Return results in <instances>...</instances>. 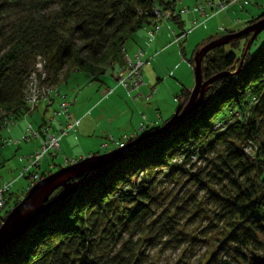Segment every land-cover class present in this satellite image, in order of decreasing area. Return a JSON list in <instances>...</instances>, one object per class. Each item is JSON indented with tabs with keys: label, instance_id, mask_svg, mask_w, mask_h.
Returning a JSON list of instances; mask_svg holds the SVG:
<instances>
[{
	"label": "trees",
	"instance_id": "obj_1",
	"mask_svg": "<svg viewBox=\"0 0 264 264\" xmlns=\"http://www.w3.org/2000/svg\"><path fill=\"white\" fill-rule=\"evenodd\" d=\"M177 1L0 0V130L34 111L23 118L27 110L23 83L36 56L42 60L44 78L46 72L52 73L45 83L55 86L57 93V74L63 69L61 82L72 73L99 82L106 68L123 65L124 44L137 31L144 30L149 43L160 22H166L176 28V40L185 37L179 17L186 11L175 12ZM236 4L244 2L236 0L223 12ZM205 13L199 15L204 20L217 14L208 9ZM263 17L264 12L242 28ZM9 19L12 23L4 32L1 26ZM225 34L208 37L193 54ZM260 34L246 50L250 35L207 52L201 61L202 80L226 75L206 88L201 110L159 144L77 190L67 205L0 257V264H143V249L155 247L161 239H166L164 249L182 242L200 243L178 231L176 215L186 211L184 205L175 207L170 216L166 210L158 215L152 210L158 204V188L182 179L204 193L202 205L210 208V217H203L208 219L203 232L218 236L206 264H235L245 260L246 250H259V238L264 236V36L259 41ZM187 63L192 68V57ZM188 96L181 89L177 104L182 106ZM223 113L224 119L218 120ZM196 161L202 167L192 172ZM135 227L143 239H132Z\"/></svg>",
	"mask_w": 264,
	"mask_h": 264
},
{
	"label": "rangeland",
	"instance_id": "obj_2",
	"mask_svg": "<svg viewBox=\"0 0 264 264\" xmlns=\"http://www.w3.org/2000/svg\"><path fill=\"white\" fill-rule=\"evenodd\" d=\"M217 0H178L175 12L186 11L180 15L182 30L185 37L176 40L178 32L171 23L160 22L158 30L150 42L145 41L146 32L137 31L124 44V56L133 59L140 54L144 66L140 72L141 85L136 93L128 94L123 88L115 85L113 74L120 63L106 68L99 75V82L91 81L80 73H72L65 82L60 77L64 70L59 71L58 95L66 96L69 102L67 114L71 122H76L73 131L59 140V150L52 161H43L41 168L52 166L50 173L58 168L65 167L64 161L77 162L88 156L100 155L116 148L123 137H140L151 128L162 125L177 107L176 97L181 89L189 92L193 86L192 68L187 60L191 59L197 45L208 37L221 32H237L244 23L264 12V0H252L250 3L243 0L244 4H236L225 12H217L205 20L194 12L195 4L205 6L206 3ZM248 3V4H247ZM196 23V25L193 24ZM12 19L6 20L1 28L8 30ZM264 36V30L259 36V41ZM181 48V53H180ZM51 72L45 73V78L50 79ZM110 91L105 98L102 94ZM137 96L134 100L133 97ZM50 106L46 102H39L36 109L25 119H18L13 124L8 123L0 130V187L8 186L4 192L5 213L14 206L25 194L27 186L26 176L21 177L22 168L27 165L25 160L37 148L36 141L20 142L14 144L23 134L27 125L33 131H42V122L52 118L53 111L59 98L53 97ZM226 113L218 117L223 120ZM56 118V117H55ZM62 116L51 120L49 133L53 134L58 129V122H63ZM136 136V137H135ZM42 162V161H41ZM191 171L202 167V163L194 162ZM41 164V163H40ZM32 169L29 172H32ZM203 183V181L201 182ZM158 204L152 208L155 215L166 210L168 216L175 214V207L184 205L185 212L176 215L178 231L186 238L198 239L200 243L182 242V244L164 249L161 239L155 247L144 248L146 256L143 264H206L209 255L216 247L218 236L216 233H204L210 217L208 208L202 205L204 193L196 190L185 179L176 184L165 183L158 188ZM191 197L195 200L191 202ZM193 204V205H192ZM197 215V217H194ZM133 240L137 237L143 239L138 227L131 229ZM261 248L257 251L246 250L245 260L236 261L235 264H250L249 253L264 255V236L259 238Z\"/></svg>",
	"mask_w": 264,
	"mask_h": 264
},
{
	"label": "water",
	"instance_id": "obj_3",
	"mask_svg": "<svg viewBox=\"0 0 264 264\" xmlns=\"http://www.w3.org/2000/svg\"><path fill=\"white\" fill-rule=\"evenodd\" d=\"M263 30L264 17L237 32L225 34L199 48L192 56L193 86L186 102L182 106L177 105L172 115L158 128L126 142L122 147L100 155L88 156L72 165L59 168L32 185L22 199L8 210L0 224V257L8 254L35 225L67 205L74 193L89 181L103 175L136 153L159 144L173 131L190 121L201 110L206 88L226 75L218 74L202 80L201 61L204 55L232 40L250 35L246 50ZM84 174H86L85 177L70 182ZM56 190L58 191L54 194ZM248 261L250 264H264V255L251 253Z\"/></svg>",
	"mask_w": 264,
	"mask_h": 264
},
{
	"label": "built area",
	"instance_id": "obj_4",
	"mask_svg": "<svg viewBox=\"0 0 264 264\" xmlns=\"http://www.w3.org/2000/svg\"><path fill=\"white\" fill-rule=\"evenodd\" d=\"M235 1L236 0H230L229 2L219 1L216 5L206 3L205 6H197L195 10L200 16L206 15L205 9H208L212 14H215L219 11H223L229 4ZM123 59V65L118 68L113 78L117 86L123 88L128 94H134L141 85L140 70L144 64L140 60V54L135 55L132 60L127 59L125 56ZM108 93L109 91L103 93L102 98H105ZM53 97L59 98L58 103L56 104V110L52 112V118L49 121L44 122L43 126L41 127L42 131H33L30 125H27L21 137L17 141L13 142L14 144H18L20 142L36 141L38 144L37 148L32 152V154H30L25 159L27 161V165L22 168L20 174V176H26L28 180L23 194H25L36 182L50 174L52 166H48L47 170L42 169L41 165L43 161L50 160V165H52V161L56 157V153L59 150L60 138L72 132L76 126V122H71L68 114L65 111V108L67 105H69V102H67L65 96L58 95L55 86H49L45 83L42 60L40 57L36 56L34 58L31 70L29 71L23 83L22 99L27 108L23 118L35 110L39 102H46L47 106H50L53 101ZM133 99L136 100L137 96H134ZM58 116H62L63 122L60 123L57 121L58 129L55 133L50 134L49 128L51 120H55ZM6 125L7 123L5 126ZM133 139V135L127 138L123 137L116 147H122L126 142ZM73 163L75 162L64 161L65 165H72ZM32 169L34 170L29 172ZM7 187L8 186H4L3 188L0 187V224L2 223L6 214L4 211L5 203L3 200V191H5Z\"/></svg>",
	"mask_w": 264,
	"mask_h": 264
},
{
	"label": "bare ground",
	"instance_id": "obj_5",
	"mask_svg": "<svg viewBox=\"0 0 264 264\" xmlns=\"http://www.w3.org/2000/svg\"><path fill=\"white\" fill-rule=\"evenodd\" d=\"M67 108H68V105H67L66 108H65L66 113H67ZM21 177L24 178V176H21ZM7 188H8V187H7ZM6 190H7V189H6ZM6 190H5V191H6ZM5 191H3V194H4ZM21 199H22V198H21ZM21 199H20V200H21ZM3 200H4V203H5V199H4V197H3ZM20 200H19V201H20ZM4 207H5V205H4Z\"/></svg>",
	"mask_w": 264,
	"mask_h": 264
},
{
	"label": "clouds",
	"instance_id": "obj_6",
	"mask_svg": "<svg viewBox=\"0 0 264 264\" xmlns=\"http://www.w3.org/2000/svg\"><path fill=\"white\" fill-rule=\"evenodd\" d=\"M135 139V138H134ZM117 148V147H116Z\"/></svg>",
	"mask_w": 264,
	"mask_h": 264
}]
</instances>
